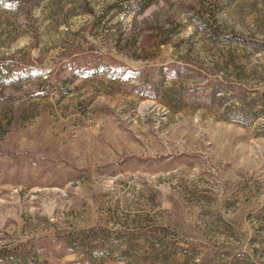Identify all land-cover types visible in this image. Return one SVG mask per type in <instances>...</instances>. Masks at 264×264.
Here are the masks:
<instances>
[{
	"label": "rangeland",
	"instance_id": "1",
	"mask_svg": "<svg viewBox=\"0 0 264 264\" xmlns=\"http://www.w3.org/2000/svg\"><path fill=\"white\" fill-rule=\"evenodd\" d=\"M0 264H264V0H0Z\"/></svg>",
	"mask_w": 264,
	"mask_h": 264
}]
</instances>
